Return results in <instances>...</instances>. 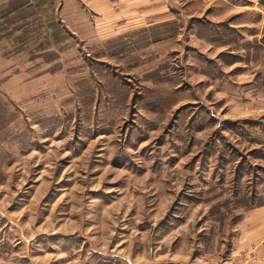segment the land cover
Instances as JSON below:
<instances>
[{
  "label": "rangeland",
  "instance_id": "rangeland-1",
  "mask_svg": "<svg viewBox=\"0 0 264 264\" xmlns=\"http://www.w3.org/2000/svg\"><path fill=\"white\" fill-rule=\"evenodd\" d=\"M126 2L0 0V264H252L264 0Z\"/></svg>",
  "mask_w": 264,
  "mask_h": 264
},
{
  "label": "crops",
  "instance_id": "crops-1",
  "mask_svg": "<svg viewBox=\"0 0 264 264\" xmlns=\"http://www.w3.org/2000/svg\"><path fill=\"white\" fill-rule=\"evenodd\" d=\"M126 1L128 3L121 4L123 9H120V11H116L117 8L113 9V4L108 5V7L106 5L105 12L103 13L107 18V22L110 20L112 23H118L120 20V24L124 23L127 27L132 26L131 28H134V24L139 25L144 14L143 7L145 5V0ZM99 9L100 8H98V10ZM118 12L121 14H118ZM115 17H119L117 21L114 20ZM97 31V28H95V33ZM247 228L249 229L248 231ZM238 232V239L241 244L240 251L242 252V256L245 257L243 259L248 260L253 256L252 259H250L252 264H264V248L261 245V243L264 242V206L251 210L248 209V212L245 213L241 219ZM250 253H252L251 256Z\"/></svg>",
  "mask_w": 264,
  "mask_h": 264
}]
</instances>
